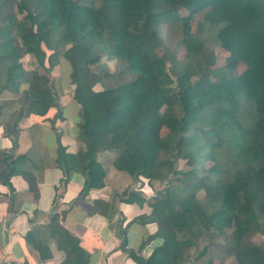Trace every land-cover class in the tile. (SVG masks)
Instances as JSON below:
<instances>
[{"label":"trees","instance_id":"obj_1","mask_svg":"<svg viewBox=\"0 0 264 264\" xmlns=\"http://www.w3.org/2000/svg\"><path fill=\"white\" fill-rule=\"evenodd\" d=\"M164 23L181 32L182 59L165 51L158 33ZM214 46L227 55L211 79L204 69L215 65ZM57 54L71 69L86 145L76 156L58 146V163L67 172L61 188L71 171L84 177L78 198L103 188L97 154L104 151L115 152L113 168L134 180L180 175L179 184L148 203L149 216L137 219L156 224L161 245L144 258V245L127 249L124 229L120 249L136 264H225L231 258L264 264V0H0V95L14 96L0 103V112L15 104L4 123L14 140L24 115L44 116L57 105L50 75ZM227 138L240 146L232 152L235 169H206L203 159H212L211 150ZM0 156L6 161L1 184L14 192L10 179L22 176L36 198L35 180L21 170L26 157ZM179 159L190 168L177 170ZM118 198L146 202L133 190ZM64 214L50 217L45 238L29 231L24 240L41 262L52 258V242L64 255L59 264H88L79 239L62 225ZM256 235L261 245L252 241Z\"/></svg>","mask_w":264,"mask_h":264},{"label":"crops","instance_id":"obj_2","mask_svg":"<svg viewBox=\"0 0 264 264\" xmlns=\"http://www.w3.org/2000/svg\"><path fill=\"white\" fill-rule=\"evenodd\" d=\"M67 63L64 60L69 68L65 71L58 69L59 61L50 71L57 105L44 116L24 115L17 123L19 132L15 140L4 133V123L16 106L8 104L1 111L0 153H6L8 159L25 156L21 170L32 175L38 190L35 198L22 176L10 179L14 192L0 182V264H59L64 255L52 242L49 243L52 258L41 262L24 236L32 231L37 237L45 238V225L50 217L63 212L62 225L79 239L80 246L89 255L88 264H136L120 249L118 234L126 229L127 249L138 251L144 245L141 249L144 258L161 245L162 240L155 237L156 224L137 220L140 215L150 214L148 203L155 198L154 180L143 177L134 180L126 172L114 169L112 162L116 153L104 151L97 154L106 174L103 188L90 190L78 198L84 177L73 171L66 186L60 187L67 172L58 163V146L73 156L86 150L79 138L82 119L80 107L72 99L74 86ZM26 89L27 86L21 87L22 91ZM12 99L14 96L10 93L0 95V103ZM4 168L6 161L0 156V170ZM126 190L136 191L146 202L139 206L120 201L118 196ZM95 201L102 202L97 209L93 205Z\"/></svg>","mask_w":264,"mask_h":264},{"label":"rangeland","instance_id":"obj_3","mask_svg":"<svg viewBox=\"0 0 264 264\" xmlns=\"http://www.w3.org/2000/svg\"><path fill=\"white\" fill-rule=\"evenodd\" d=\"M190 30L193 32L196 28V21H192L190 22ZM158 33L159 36L163 39L164 45H165V51H169V52H174L176 53V56L179 59H182L184 57V50L182 49L181 45H180V39H181V32H179V30H177V28H175L174 26L168 25V24H163L159 27L158 29ZM164 49L162 47L157 48L156 52L158 55H161L163 53ZM212 51L215 55V65L209 67V68H205L204 69V73L209 75L211 79L215 78L216 73L219 72V70H221L224 66V61L226 58L227 53L222 51L221 49L217 48V47H213ZM54 61H59L60 62V66L58 67V69L60 71H65L67 68L64 65V60L62 59V56L59 54H57L56 56H53ZM31 58L29 57L28 60H24V63L30 67L31 64ZM186 61V59H185ZM191 65L192 67L196 68L198 65V62L195 59H192L191 61ZM59 65V63H58ZM67 65H69L67 63ZM167 66H169V62L167 63ZM70 67V66H69ZM108 67L109 69L112 71L113 70V66L111 64L108 63ZM57 68V67H56ZM243 69V67L240 65L237 67V71L241 72ZM165 130H163V132H161V134H165ZM235 133L236 135H239L237 133H239V129L238 127H235ZM234 133V135H235ZM162 134V135H163ZM233 136V135H232ZM225 143L224 145H222L221 147H216L213 148L212 151V159H203L202 161V165L208 169L211 166H218L220 168L221 173H230L232 172L236 165L238 164L237 158L235 156H233L232 152L233 149L236 150H240V146H237L234 144V138L231 141L230 138H227L226 140H224ZM201 143H203V140L201 141ZM185 160L183 159H179L177 160L175 167L177 170H186L189 169L190 167L187 165H185ZM224 171V172H223ZM180 175H168L167 178H163V180H154L152 183H155L156 186H152L154 188H152L153 193L155 194V198L156 196L158 197L160 193H163L164 190L171 186V185H177L179 184V180H180ZM145 183V182H144ZM153 185V184H152ZM197 193V192H196ZM197 196L200 200L203 199V193L202 192H198ZM252 241L257 244V245H261L263 243V237L261 235H256L252 238ZM203 242L199 243V249L202 247ZM206 260V258H203L202 261ZM216 264V263H215ZM225 264H235L233 259H229L225 262Z\"/></svg>","mask_w":264,"mask_h":264},{"label":"water","instance_id":"obj_4","mask_svg":"<svg viewBox=\"0 0 264 264\" xmlns=\"http://www.w3.org/2000/svg\"><path fill=\"white\" fill-rule=\"evenodd\" d=\"M63 168V167H62Z\"/></svg>","mask_w":264,"mask_h":264}]
</instances>
